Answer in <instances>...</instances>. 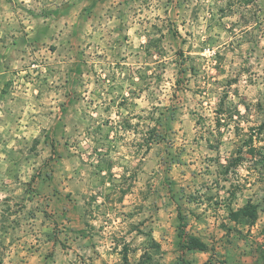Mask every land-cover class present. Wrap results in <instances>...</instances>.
I'll return each instance as SVG.
<instances>
[{"label": "rangeland", "instance_id": "374dc122", "mask_svg": "<svg viewBox=\"0 0 264 264\" xmlns=\"http://www.w3.org/2000/svg\"><path fill=\"white\" fill-rule=\"evenodd\" d=\"M0 264H264V0H0Z\"/></svg>", "mask_w": 264, "mask_h": 264}, {"label": "trees", "instance_id": "16d2710c", "mask_svg": "<svg viewBox=\"0 0 264 264\" xmlns=\"http://www.w3.org/2000/svg\"><path fill=\"white\" fill-rule=\"evenodd\" d=\"M178 234L180 238L179 247L182 251L185 250H198V251H207V244L201 240L199 237L188 234L185 230V224L183 219L178 211ZM257 212L254 205L249 203L245 204L243 207L237 210H231L229 212V217L232 220H238L240 218H246L250 220H254L256 218ZM126 259V255L123 256Z\"/></svg>", "mask_w": 264, "mask_h": 264}, {"label": "crops", "instance_id": "0c3cea01", "mask_svg": "<svg viewBox=\"0 0 264 264\" xmlns=\"http://www.w3.org/2000/svg\"><path fill=\"white\" fill-rule=\"evenodd\" d=\"M162 225H157V230L154 238H157V241L161 244V250L163 251L161 254L164 256V261L168 263L172 259L182 255L184 258H190L193 256H196L198 254L205 255L206 253L204 251H198V250H185L182 251L179 247L180 238L178 240V243H176V237L177 235V227H173L172 229L168 230V232H159V230L163 229Z\"/></svg>", "mask_w": 264, "mask_h": 264}]
</instances>
